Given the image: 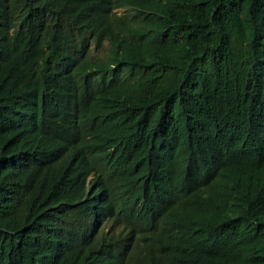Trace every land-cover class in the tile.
<instances>
[{
  "label": "trees",
  "instance_id": "trees-1",
  "mask_svg": "<svg viewBox=\"0 0 264 264\" xmlns=\"http://www.w3.org/2000/svg\"><path fill=\"white\" fill-rule=\"evenodd\" d=\"M0 264H264V0H0Z\"/></svg>",
  "mask_w": 264,
  "mask_h": 264
},
{
  "label": "clouds",
  "instance_id": "clouds-1",
  "mask_svg": "<svg viewBox=\"0 0 264 264\" xmlns=\"http://www.w3.org/2000/svg\"><path fill=\"white\" fill-rule=\"evenodd\" d=\"M113 146H114V145H111L110 148L113 147ZM110 148H109V151H110V152H114V151H115V149L111 151Z\"/></svg>",
  "mask_w": 264,
  "mask_h": 264
},
{
  "label": "bare ground",
  "instance_id": "bare-ground-1",
  "mask_svg": "<svg viewBox=\"0 0 264 264\" xmlns=\"http://www.w3.org/2000/svg\"><path fill=\"white\" fill-rule=\"evenodd\" d=\"M98 68V67H97ZM124 91V90H123Z\"/></svg>",
  "mask_w": 264,
  "mask_h": 264
}]
</instances>
